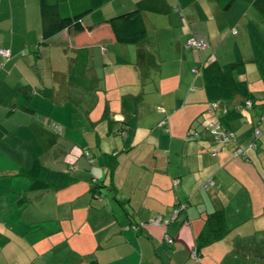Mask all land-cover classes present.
<instances>
[{
    "label": "crops",
    "instance_id": "crops-1",
    "mask_svg": "<svg viewBox=\"0 0 264 264\" xmlns=\"http://www.w3.org/2000/svg\"><path fill=\"white\" fill-rule=\"evenodd\" d=\"M138 1L41 43L39 0H0V264H264V136L248 148L264 116V20L254 0H165L169 13L143 14L144 40L119 44L107 21ZM238 58L246 92L220 109L254 104L223 123L200 68ZM217 122L231 142L213 140ZM178 207L167 226L133 229ZM218 212L222 236L198 246Z\"/></svg>",
    "mask_w": 264,
    "mask_h": 264
},
{
    "label": "trees",
    "instance_id": "trees-1",
    "mask_svg": "<svg viewBox=\"0 0 264 264\" xmlns=\"http://www.w3.org/2000/svg\"><path fill=\"white\" fill-rule=\"evenodd\" d=\"M109 1L111 0H39L42 23L41 43H45L51 37L70 27L79 25L84 17ZM219 1L221 2V9L223 10L228 9L234 2V0ZM252 6L264 20V0H254ZM170 10L165 0H140L136 3L134 10L109 19L107 25L117 43L136 45L146 37L143 14L145 12L166 14L169 13ZM250 31L254 43L259 44L261 48L262 41L260 40L256 26L251 24ZM258 51L259 53L262 52L260 50ZM261 57H264V52H262ZM243 65L244 62L242 59L238 58L236 62L232 64L220 65L216 61H209L207 65L201 66L200 70L202 72L205 93L209 103L219 102L221 104L231 101L237 93L242 95L245 94L246 83L236 82L233 78V72ZM258 66L260 71L264 73V58L258 62ZM252 103L254 104L253 101ZM242 105L243 104H241V106ZM215 113L214 115L219 114V110L215 111ZM225 114V117H223L222 114V116H220V114L217 116L220 119L223 117L221 119L223 123H227L229 119L238 118L240 116V110L235 107L233 111ZM40 169V166L37 164L35 170L42 171ZM43 173L46 178V175H48L47 171ZM37 177L38 176H36V178ZM225 229L224 216L221 212L210 215L206 220V232L198 238V246L206 245L219 239Z\"/></svg>",
    "mask_w": 264,
    "mask_h": 264
},
{
    "label": "built area",
    "instance_id": "built-area-1",
    "mask_svg": "<svg viewBox=\"0 0 264 264\" xmlns=\"http://www.w3.org/2000/svg\"><path fill=\"white\" fill-rule=\"evenodd\" d=\"M185 45H186V48L192 49V50H197V51H205L208 49V44L204 40L196 39L194 37L188 38ZM0 57H2L3 59H9L10 58L9 51L5 50V49L0 50ZM210 61H212V60L210 59ZM192 72L196 73L197 70L193 69ZM220 105L221 104L219 102L209 103V112L212 114H216L215 111L219 110L220 116L224 115L226 112L223 109H220ZM252 106H253L252 101L246 100L242 106H238L237 108H238V110H240L242 107L243 108H251ZM219 114H217L216 116H219ZM258 125L259 126L256 127L254 132H253V140L249 144L248 148H251V149L256 148L257 142L264 136V116H261L259 118ZM51 128H53L55 131L60 132V128L55 124H52ZM210 133H211L213 140L217 143H227V142H231L234 139V134L230 130L224 129L222 127L221 122H217L213 126H211ZM233 157L234 158L241 157V158L246 159L245 150L237 148L233 152ZM178 184H179V180L176 179L173 181L174 187H176ZM183 209H184V207L174 208L172 211V217L171 218H163L162 216H157L154 219L149 220L147 223H141V224L133 227V229L137 230L139 228H143V227H146L148 225L149 226H160V225L167 226L172 221L176 220L177 216L179 215V213ZM166 239H167L168 243H170V244L172 243V240L168 236H166ZM192 258L197 260L196 251H193Z\"/></svg>",
    "mask_w": 264,
    "mask_h": 264
},
{
    "label": "rangeland",
    "instance_id": "rangeland-1",
    "mask_svg": "<svg viewBox=\"0 0 264 264\" xmlns=\"http://www.w3.org/2000/svg\"><path fill=\"white\" fill-rule=\"evenodd\" d=\"M242 71V70H241ZM241 71H239V72H241Z\"/></svg>",
    "mask_w": 264,
    "mask_h": 264
}]
</instances>
